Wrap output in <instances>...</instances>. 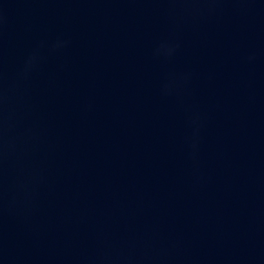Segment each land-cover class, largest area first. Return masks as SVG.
<instances>
[{"label": "water", "instance_id": "water-1", "mask_svg": "<svg viewBox=\"0 0 264 264\" xmlns=\"http://www.w3.org/2000/svg\"><path fill=\"white\" fill-rule=\"evenodd\" d=\"M0 264H264V0H0Z\"/></svg>", "mask_w": 264, "mask_h": 264}]
</instances>
